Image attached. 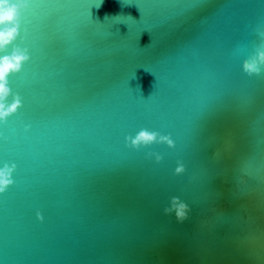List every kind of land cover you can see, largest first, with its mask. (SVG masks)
Here are the masks:
<instances>
[{"label":"water","instance_id":"95a60500","mask_svg":"<svg viewBox=\"0 0 264 264\" xmlns=\"http://www.w3.org/2000/svg\"><path fill=\"white\" fill-rule=\"evenodd\" d=\"M93 4L29 0L0 50L30 57L0 123V264H264V68L241 67L264 0ZM140 129L174 144H126Z\"/></svg>","mask_w":264,"mask_h":264},{"label":"clouds","instance_id":"9594fccd","mask_svg":"<svg viewBox=\"0 0 264 264\" xmlns=\"http://www.w3.org/2000/svg\"><path fill=\"white\" fill-rule=\"evenodd\" d=\"M28 4L29 0H0V50H5L19 35L20 18ZM105 19L108 17L106 16ZM29 58V50L20 46H13L10 52L0 55V123L6 121L22 104L21 96L11 92L7 77L9 73L19 71L22 64ZM241 67L248 75L259 74L264 68V48H258L244 59ZM9 96H11V102L8 101ZM124 140L131 147H140L152 142H164L170 147L174 144L170 136L147 129H140L134 136H125ZM156 159L158 160L160 157L157 156ZM15 167L14 163L0 164V193L14 183L13 172ZM183 167L182 163H178L175 171L180 172ZM188 207L187 202L179 197H172L164 211L165 213H173L179 219L187 214ZM37 216L42 219L39 213Z\"/></svg>","mask_w":264,"mask_h":264},{"label":"snow or ice","instance_id":"6c2138e0","mask_svg":"<svg viewBox=\"0 0 264 264\" xmlns=\"http://www.w3.org/2000/svg\"><path fill=\"white\" fill-rule=\"evenodd\" d=\"M101 2H102V0H94L93 6L99 7V5H100ZM194 4H196V6H199L198 0H194ZM126 19L127 18H113V19H110V20L106 19L105 22L101 23L99 21H93L92 18H90V23L92 25H95L102 32L103 31H107L109 33H113L112 30H111L112 29V25L114 23L123 22Z\"/></svg>","mask_w":264,"mask_h":264}]
</instances>
